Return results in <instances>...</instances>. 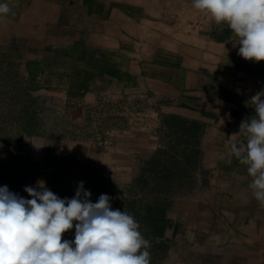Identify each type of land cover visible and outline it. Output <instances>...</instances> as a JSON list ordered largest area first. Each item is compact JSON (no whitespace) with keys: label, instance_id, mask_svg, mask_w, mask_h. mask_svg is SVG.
<instances>
[{"label":"crops","instance_id":"crops-1","mask_svg":"<svg viewBox=\"0 0 264 264\" xmlns=\"http://www.w3.org/2000/svg\"><path fill=\"white\" fill-rule=\"evenodd\" d=\"M148 1L82 0L76 20L39 1L28 30L40 43L30 45L41 52L38 78L76 112L106 108L126 122L113 131L116 152L105 147L122 175L137 177L163 153L199 181L174 209L180 235L188 233L180 264H264V204L247 165L228 155L233 140L246 142L240 124L255 114L264 61L239 56L228 27L153 30Z\"/></svg>","mask_w":264,"mask_h":264},{"label":"rangeland","instance_id":"rangeland-1","mask_svg":"<svg viewBox=\"0 0 264 264\" xmlns=\"http://www.w3.org/2000/svg\"><path fill=\"white\" fill-rule=\"evenodd\" d=\"M39 1L0 0L11 9L8 14L0 15V187L7 186L10 192L31 199L24 188L37 187V181L42 180L58 197L71 199L78 183L83 181L92 203L106 194L111 198L113 210L135 217L139 230L151 243V264H180L188 233L180 235L181 227L174 224V209L194 197L187 193L188 186L196 187L199 181L181 173L180 164L171 162L163 153L144 164L137 177L122 175L117 157L110 154L116 152L113 131L126 122L112 115L108 107L94 114L90 111L80 114L67 98L54 95L52 87L38 78L40 74L34 65L39 51L30 45L40 43L28 35V30ZM45 1L59 6L75 20L78 7H82V0ZM148 2L147 10L151 13L147 19L155 31L176 25L189 35L214 30L216 34L219 29L221 34V28L227 27L194 9L192 0ZM108 141L112 152L105 155ZM156 172L172 175L168 182L171 186L163 182L160 187L154 186L156 178L153 181L152 177ZM157 216L165 219L163 236L152 233L155 225H161L155 220ZM74 232L75 227L65 232L62 239L74 240Z\"/></svg>","mask_w":264,"mask_h":264},{"label":"clouds","instance_id":"clouds-1","mask_svg":"<svg viewBox=\"0 0 264 264\" xmlns=\"http://www.w3.org/2000/svg\"><path fill=\"white\" fill-rule=\"evenodd\" d=\"M192 7L227 25L239 56L264 61V0H192ZM10 11L0 3V15ZM250 103L255 114L240 124L246 142L233 140L228 155L247 165L252 195L264 204V90ZM83 185L71 199L58 197L42 180L24 188L31 199L0 187V264H151V243L135 217L113 210L106 194L92 203ZM73 227L74 240L62 239Z\"/></svg>","mask_w":264,"mask_h":264},{"label":"trees","instance_id":"trees-1","mask_svg":"<svg viewBox=\"0 0 264 264\" xmlns=\"http://www.w3.org/2000/svg\"><path fill=\"white\" fill-rule=\"evenodd\" d=\"M175 166L178 167L177 165H175ZM166 171H168V170H166ZM181 173H183V172H181ZM152 178H153V181H154L155 178L157 179V180L155 179V183H153V185L154 186L158 185V187H160V185H162L163 183L167 184L168 182H170L173 177L168 172H166V174H163L161 172H156L153 175ZM143 181H144V183H143L144 185L147 184V182L145 180H143ZM169 186H171V184L168 183V187ZM156 202H158V201H156ZM131 209H134V206L131 207ZM155 220L159 221L161 223V225H155L154 226V231L152 233H153L154 236H163L164 235V232H163L164 231V226H166L165 225V219L163 218V216H161V217L157 216V217H155Z\"/></svg>","mask_w":264,"mask_h":264}]
</instances>
